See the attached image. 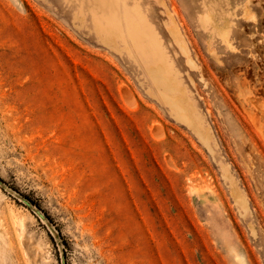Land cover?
Returning a JSON list of instances; mask_svg holds the SVG:
<instances>
[{"label":"rangeland","instance_id":"obj_1","mask_svg":"<svg viewBox=\"0 0 264 264\" xmlns=\"http://www.w3.org/2000/svg\"><path fill=\"white\" fill-rule=\"evenodd\" d=\"M0 264H264V0H0Z\"/></svg>","mask_w":264,"mask_h":264},{"label":"bare ground","instance_id":"obj_2","mask_svg":"<svg viewBox=\"0 0 264 264\" xmlns=\"http://www.w3.org/2000/svg\"><path fill=\"white\" fill-rule=\"evenodd\" d=\"M136 14H137V13H136ZM136 14H135V15H136ZM139 18H140V15H139ZM126 20H127V19H126ZM137 20H138V19H137ZM140 20H141V19H140ZM135 23H136V22H135ZM142 23H143V21H142ZM142 23H141V24H142ZM227 25H228V24H227ZM225 26H226V25H225ZM228 27H229V26H228ZM154 29H155V28H154ZM176 29H177V27H176ZM171 30H172V29H171ZM171 30H170V32L172 33ZM139 31H140V30H139ZM176 31H178V29H177ZM170 32H169V33H170ZM174 32H175V31H174ZM178 32H179V31H178ZM179 33H180V32H179ZM179 33H178V34H179ZM146 34H147V33H146ZM172 34H173V33H172ZM175 34H176V33H175ZM148 35L151 36V34H148ZM173 35H174V34H173ZM151 37H152V36H151ZM158 37H159V36H158ZM181 37H182V36H181ZM173 39H174V38H173ZM135 40H136V39H135ZM160 40H161V39H160ZM141 41H142V40H141ZM149 41H150V40H149ZM151 41H152V40H151ZM153 41H154V40H153ZM145 42H146V41H145ZM135 43H136V42H135ZM139 43H140V42H139ZM150 43H151V42H150ZM153 43H154V42H153ZM136 44H137V43H136ZM139 45H140V44H139ZM152 45H153V44H152ZM152 45H151V47H152ZM135 46H136V45H135ZM143 47H144V46H143ZM151 47H149V48H151ZM155 47H156V45H155ZM139 49H140V47H139ZM145 50H146V49H145ZM164 55H168V54H164ZM146 58H147V57H146ZM163 58L165 59V58H167V57H163ZM147 59H150V58L148 57ZM167 59H168V58H167ZM167 59H165V60H167ZM165 63H166V61H165ZM161 64H162V63H161ZM158 66H159V65H158ZM162 66H164V65H162ZM162 68H163V67H162ZM166 68H167V67H166ZM168 68H169V67H168ZM155 69H156V68H155ZM163 69H164V68H163ZM163 69H162V70H163ZM159 70H161V69H159ZM170 70H171V69H170ZM170 70H167V72L170 71ZM149 71H150V70H149ZM152 72H153V71H152ZM155 72H156V71H155ZM155 72H154V75L157 74V73H155ZM157 72H158V71H157ZM160 72H162V71H160ZM163 72H164V70H163ZM170 72H171V71H170ZM170 72H169V73H170ZM150 73H151V71H150ZM150 73H149V74H150ZM246 74H247V73H246ZM152 75H153V74H152ZM158 75H159V74H158ZM155 76H156V75H155ZM161 76H162V75H161ZM165 76H166V75H165ZM166 77H167V76H166ZM152 78H153V77H152ZM167 78H169V77H167ZM154 79H157V78H154ZM161 79H162V78H161ZM166 80H167V83H168V82H169V81H168L169 79H166ZM157 81H158V80H157ZM244 83H245V82H244ZM246 85H247V84H246ZM166 89H167V88H166ZM166 91H167V90H166ZM163 99H164V97H163ZM250 99H251V98H250ZM179 101H180V100H179Z\"/></svg>","mask_w":264,"mask_h":264}]
</instances>
